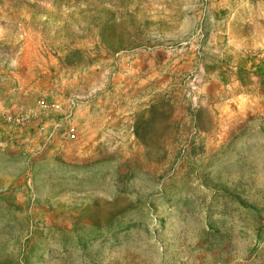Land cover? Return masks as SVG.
Returning a JSON list of instances; mask_svg holds the SVG:
<instances>
[{"label": "rangeland", "instance_id": "obj_1", "mask_svg": "<svg viewBox=\"0 0 264 264\" xmlns=\"http://www.w3.org/2000/svg\"><path fill=\"white\" fill-rule=\"evenodd\" d=\"M264 0H0V264H264Z\"/></svg>", "mask_w": 264, "mask_h": 264}, {"label": "crops", "instance_id": "obj_2", "mask_svg": "<svg viewBox=\"0 0 264 264\" xmlns=\"http://www.w3.org/2000/svg\"><path fill=\"white\" fill-rule=\"evenodd\" d=\"M263 11H264V8H263Z\"/></svg>", "mask_w": 264, "mask_h": 264}]
</instances>
